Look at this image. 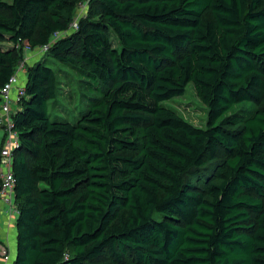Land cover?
<instances>
[{
    "label": "trees",
    "instance_id": "obj_1",
    "mask_svg": "<svg viewBox=\"0 0 264 264\" xmlns=\"http://www.w3.org/2000/svg\"><path fill=\"white\" fill-rule=\"evenodd\" d=\"M82 1L0 0V89ZM56 63L73 119L50 110ZM189 83L205 128L164 104ZM25 86L13 264H264V0H90Z\"/></svg>",
    "mask_w": 264,
    "mask_h": 264
},
{
    "label": "built area",
    "instance_id": "obj_2",
    "mask_svg": "<svg viewBox=\"0 0 264 264\" xmlns=\"http://www.w3.org/2000/svg\"><path fill=\"white\" fill-rule=\"evenodd\" d=\"M89 1L90 0H83L79 3V7L88 6ZM79 18L78 16L75 18L67 32L56 33L48 44L39 46L37 49L26 48L25 55L18 63L14 74L4 87L0 89V213L3 211L7 214V221L11 229H13V235L18 214L15 203L14 188L16 180L13 171V163L16 148L19 144V134L14 128L13 114L16 111L15 107L19 108L22 98L26 93V72L27 65L30 64H26V61L30 58V54H45L50 49V45L54 40L66 33H71L73 29L77 28ZM42 55H40V57ZM9 230L10 229L7 228V231ZM12 251V246L8 244H5L1 248L0 264H13Z\"/></svg>",
    "mask_w": 264,
    "mask_h": 264
},
{
    "label": "rangeland",
    "instance_id": "obj_3",
    "mask_svg": "<svg viewBox=\"0 0 264 264\" xmlns=\"http://www.w3.org/2000/svg\"><path fill=\"white\" fill-rule=\"evenodd\" d=\"M76 13V17L86 15L89 11L88 6L79 7ZM113 42L115 46H119L118 39L113 36ZM42 54H30V58L27 59L26 64L32 63L36 59L40 58ZM44 55V54H43ZM42 55V56H43ZM41 56V57H42ZM59 68V81H60V94L55 102L50 105V110L54 115L65 116L69 119H73L74 115L86 106L83 95H81V88L79 86V76L75 70L56 63ZM164 104L173 108L182 118L192 123L195 126L205 128L207 126L208 118V106L202 102L197 94V90L193 83H189L187 89L183 95L176 96L172 99L164 101ZM18 108L15 107V110ZM213 176H216V171ZM187 179L202 190H205L207 183L199 178H195L192 175H188ZM208 181L216 183V179L209 178ZM14 232V240H15ZM16 241V240H15ZM14 249V245L12 246Z\"/></svg>",
    "mask_w": 264,
    "mask_h": 264
},
{
    "label": "crops",
    "instance_id": "obj_4",
    "mask_svg": "<svg viewBox=\"0 0 264 264\" xmlns=\"http://www.w3.org/2000/svg\"><path fill=\"white\" fill-rule=\"evenodd\" d=\"M0 214H1L0 215V238L3 241V246L5 244H8L10 246H13L14 245V249H15V245H16L15 240H16V237H15V240H14V238H13L14 237V235H13V229H11V227L9 226V223L7 221V216H6L7 214H5V212H3V211ZM7 228L10 229V230L7 231Z\"/></svg>",
    "mask_w": 264,
    "mask_h": 264
}]
</instances>
